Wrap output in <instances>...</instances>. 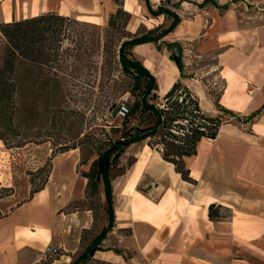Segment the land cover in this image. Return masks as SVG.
Masks as SVG:
<instances>
[{
    "label": "crops",
    "instance_id": "crops-1",
    "mask_svg": "<svg viewBox=\"0 0 264 264\" xmlns=\"http://www.w3.org/2000/svg\"><path fill=\"white\" fill-rule=\"evenodd\" d=\"M163 1L170 0L149 3L155 8ZM176 1L181 21L163 40L181 45L186 77L180 78L165 49L148 43L132 53L155 77L160 96L180 80L205 113L221 116L224 123L215 139L200 140L196 154L184 158L194 183L182 180L145 142L124 151L119 161L125 170L111 181L114 226L93 259L106 264H264V0H214L225 9L209 4L199 9L203 0ZM122 7L131 16V31L146 27L144 21L148 30L165 21L151 17L144 2L123 0ZM116 8L114 0H0V23L54 12L99 24ZM12 152L0 141V162ZM80 161L78 149L55 155L47 182L31 197L25 172H0L2 185L20 188L0 199V264H70L105 226L102 215L94 222L87 209L67 210L85 198L87 180L80 171L89 164ZM98 197L103 203V183ZM210 205L230 215L210 218ZM52 249L58 255L48 260L45 254Z\"/></svg>",
    "mask_w": 264,
    "mask_h": 264
},
{
    "label": "trees",
    "instance_id": "trees-1",
    "mask_svg": "<svg viewBox=\"0 0 264 264\" xmlns=\"http://www.w3.org/2000/svg\"><path fill=\"white\" fill-rule=\"evenodd\" d=\"M137 1L145 3L151 17L164 16L165 21L153 29L145 28L141 33L127 31L131 36L116 44L115 60L122 74L131 82L128 93L132 101L111 105V117H120L118 126L110 128L114 138H108L97 148L96 159L90 162L88 170L80 171L87 180L85 198L72 203L67 210L87 209L91 211L94 222L102 215L106 224L72 258L70 264H85L93 260V254L100 250L102 241L114 226L111 181L124 172L119 158L128 147L145 142L165 162L174 166L182 180L194 183L185 168L184 158L196 154L200 140L215 139L224 123L221 116L205 113L198 97L180 80H176L163 96L158 94L155 77L134 57L132 49L148 43L155 45L158 51L164 48L178 68L180 78L186 77L181 45L163 40L181 20L175 11L163 4L152 8L149 0ZM114 2L117 8L108 16L104 29L54 12L0 23V141L6 149L50 142L53 133L79 124L84 114L76 110L80 75L75 64L91 72L83 82L85 87H91L94 84L93 72L96 74L102 62L104 65L112 62L113 30L119 28L115 18L123 15L130 18L122 10L121 3ZM208 4L219 7L214 0H203L197 7L202 9ZM226 6L219 8L225 9ZM173 9H177V5H173ZM80 28L91 32H79ZM65 41L68 46L62 48ZM62 141L57 150L52 151L50 161L58 153L78 149L74 139ZM80 163L83 165L86 161L81 160ZM48 173L41 185L30 191L29 197L43 188ZM101 183L104 186L103 203L98 197ZM10 194V188L0 187V199ZM221 209L210 205V218L230 215V212L220 213ZM57 255L56 250H50L45 258L52 260Z\"/></svg>",
    "mask_w": 264,
    "mask_h": 264
},
{
    "label": "rangeland",
    "instance_id": "rangeland-1",
    "mask_svg": "<svg viewBox=\"0 0 264 264\" xmlns=\"http://www.w3.org/2000/svg\"><path fill=\"white\" fill-rule=\"evenodd\" d=\"M121 3L122 8V1L117 0ZM191 1V0H187ZM217 2H234L238 3L243 0H216ZM251 1V0H246ZM161 4L167 6L170 10L174 11L173 5H177L178 3L176 0L170 1H163ZM123 10V8H122ZM124 11V10H123ZM126 12V11H124ZM142 17L139 16L141 20H144ZM131 18V16H130ZM130 18L128 19L127 16L123 15L121 18H115V24L119 28H114L113 30V42H114V54H112V62L110 65H104V62L100 64V68L97 70L96 74L95 71L93 72L94 84H91V87H85L83 82L85 81L86 77L91 73L88 71L87 68L82 66H77L78 74L80 75V84L78 85V94L76 99L78 103L76 104V110L78 112H82L84 116L80 117L79 124L75 125L72 128L64 127L62 131H58L52 134V139L50 142L40 144V145H27L19 150L15 149H7V151L12 152V156H6V159L0 162V172L3 170L9 171L14 169H21L22 173L25 172V175L28 176L29 180V194L30 191L37 186H40L41 183L45 180L46 175L49 170L50 160L49 157L52 154V151L57 150L60 146V142L63 139H71L75 140V144L78 146V149L81 151V160L86 161V164H90V162L96 159V151L99 146L103 142H106L108 138L113 139L114 134L111 132V127L118 126L120 121V117L112 116L111 117V105L113 104H121L123 102H131V96L128 93L130 90L131 82L130 80L122 74L120 67L118 66L115 60V54L117 46L116 44L119 41H123L129 38L131 35L127 33L136 32L141 33L144 29H147L148 24L146 21V27L140 26L136 31H131L130 28ZM109 17H107L104 22L95 24L89 23L95 26H98L101 29L106 28L107 21ZM84 22V21H79ZM116 26V27H117ZM79 32L90 34L91 31L80 28ZM68 43L65 41L62 45V48H66ZM161 47H164L161 45ZM164 49V48H163ZM204 63H210V61H203ZM77 88V87H76ZM74 88L75 90H77ZM76 94V93H75ZM214 94V91H213ZM3 152L6 151L1 147ZM36 151L38 153H36ZM6 153V152H5ZM7 154V153H6ZM85 164V165H86ZM3 173V172H2ZM0 187L3 188H10L11 195L18 194L20 192V188H17L16 185L7 186L2 185L0 183ZM8 197V196H7ZM24 199V198H20ZM96 202V199L94 203ZM93 203V204H94ZM93 206V205H92ZM58 252V249H52ZM51 250V251H52ZM85 264H100L96 262L94 259L89 260Z\"/></svg>",
    "mask_w": 264,
    "mask_h": 264
},
{
    "label": "built area",
    "instance_id": "built-area-1",
    "mask_svg": "<svg viewBox=\"0 0 264 264\" xmlns=\"http://www.w3.org/2000/svg\"><path fill=\"white\" fill-rule=\"evenodd\" d=\"M52 251H55V250H52Z\"/></svg>",
    "mask_w": 264,
    "mask_h": 264
}]
</instances>
